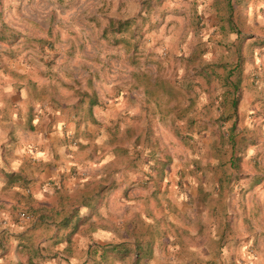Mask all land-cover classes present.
I'll list each match as a JSON object with an SVG mask.
<instances>
[{
  "label": "rangeland",
  "instance_id": "rangeland-1",
  "mask_svg": "<svg viewBox=\"0 0 264 264\" xmlns=\"http://www.w3.org/2000/svg\"><path fill=\"white\" fill-rule=\"evenodd\" d=\"M10 59L102 107L84 105V202L20 208L7 264L97 263L101 230L131 240L127 264L156 247L184 264L264 257V0H0V70ZM200 244L215 247L202 260L184 249Z\"/></svg>",
  "mask_w": 264,
  "mask_h": 264
},
{
  "label": "crops",
  "instance_id": "crops-1",
  "mask_svg": "<svg viewBox=\"0 0 264 264\" xmlns=\"http://www.w3.org/2000/svg\"><path fill=\"white\" fill-rule=\"evenodd\" d=\"M51 82L42 80V73L37 70L12 59L9 68L0 70V231L27 230L28 226L14 225L13 221L19 209L26 204H40L45 197L56 204L60 196L64 195L67 199V196H74L72 193L78 189L81 202H84V196L87 197V194L84 195V175L75 172H84V128L87 123L88 129L92 130L90 120H86L89 117H84V105L89 106V114H93L94 118H99L102 106L84 100V89L89 90L88 87H62ZM118 107L119 104L116 109ZM115 113L120 114V111ZM76 174L79 178L75 177ZM45 183L58 185L61 190L44 191L41 188ZM75 214L67 215L63 220H76L78 216ZM84 216L79 217V221ZM113 236L104 230L94 233L96 246L90 247H96V258L101 261L86 264H105L102 261L103 248L115 243H103L106 240L110 242ZM117 243L131 246L129 238ZM172 247L175 251L180 248L178 244ZM186 248L201 252L196 257L202 260L215 247L200 244L196 249L191 246ZM226 249L229 250V247ZM8 250L0 246V264H7L6 260L11 257L7 254ZM237 250L243 253V247ZM242 253L240 256L243 257ZM137 257L136 253L132 260L137 262ZM154 257L155 264H184L175 257L165 260V253L158 247L154 249ZM130 259L128 255L120 263L127 264ZM240 264H264V257Z\"/></svg>",
  "mask_w": 264,
  "mask_h": 264
},
{
  "label": "trees",
  "instance_id": "trees-1",
  "mask_svg": "<svg viewBox=\"0 0 264 264\" xmlns=\"http://www.w3.org/2000/svg\"><path fill=\"white\" fill-rule=\"evenodd\" d=\"M92 103H96V101L92 102ZM68 223L65 225L67 226ZM103 254H102V259H107V254L109 252H116L117 254L119 253L118 257L120 259H123L124 257L128 256L130 251L126 248V244L125 243H115V244H110L108 246H105L103 248ZM124 250V252L122 253V251ZM137 255L138 257L137 258H140V254L139 252H137Z\"/></svg>",
  "mask_w": 264,
  "mask_h": 264
},
{
  "label": "built area",
  "instance_id": "built-area-1",
  "mask_svg": "<svg viewBox=\"0 0 264 264\" xmlns=\"http://www.w3.org/2000/svg\"><path fill=\"white\" fill-rule=\"evenodd\" d=\"M26 216H27L26 213H24V212L21 213V217H22V218H25Z\"/></svg>",
  "mask_w": 264,
  "mask_h": 264
}]
</instances>
